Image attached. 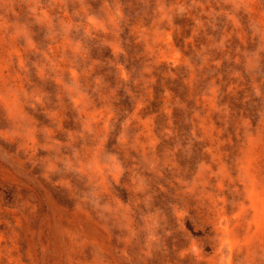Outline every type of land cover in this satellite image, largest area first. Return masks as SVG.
Wrapping results in <instances>:
<instances>
[{"label": "rangeland", "instance_id": "374dc122", "mask_svg": "<svg viewBox=\"0 0 264 264\" xmlns=\"http://www.w3.org/2000/svg\"><path fill=\"white\" fill-rule=\"evenodd\" d=\"M0 264H264V0H0Z\"/></svg>", "mask_w": 264, "mask_h": 264}]
</instances>
